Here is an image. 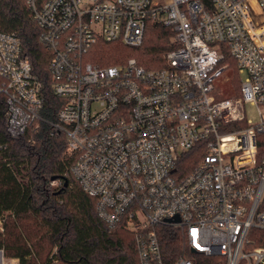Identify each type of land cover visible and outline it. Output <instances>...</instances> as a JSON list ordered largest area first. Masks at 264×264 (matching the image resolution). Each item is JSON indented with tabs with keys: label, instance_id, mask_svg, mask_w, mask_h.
<instances>
[{
	"label": "built area",
	"instance_id": "2783aa9c",
	"mask_svg": "<svg viewBox=\"0 0 264 264\" xmlns=\"http://www.w3.org/2000/svg\"><path fill=\"white\" fill-rule=\"evenodd\" d=\"M51 53L49 120L43 82L17 32L0 30V94L9 133L47 122L64 134L69 170L97 199L110 227L135 232L141 264H195L164 258L157 227L182 230L191 249L227 264H264V0H26ZM150 22L172 27L168 66L137 58L91 61L99 40L143 44ZM244 73L240 93L217 99L228 80L226 54ZM229 88L231 86H228ZM257 107L253 123L246 105ZM7 144L0 140V162ZM262 240L264 241V236ZM2 264H5L3 261Z\"/></svg>",
	"mask_w": 264,
	"mask_h": 264
},
{
	"label": "trees",
	"instance_id": "16d2710c",
	"mask_svg": "<svg viewBox=\"0 0 264 264\" xmlns=\"http://www.w3.org/2000/svg\"><path fill=\"white\" fill-rule=\"evenodd\" d=\"M0 30L19 34L23 55L44 85V114L49 120L57 119L62 100L51 89L52 55L39 39L41 30L26 0H0ZM174 37L172 27L150 22L141 46L99 40L91 61L107 66L135 57L147 69L163 68L168 66L167 53L177 46ZM224 62L229 65L228 85L222 96L237 95L242 79L236 60L227 52ZM7 107L0 94V140L7 144L0 162V249L4 256L19 264H141L135 232L125 223L108 226L98 215L97 199L71 174L66 136L53 134L47 122L12 136L7 128ZM258 145L262 160L264 130ZM157 229L167 262L185 257L195 264H227L223 255L193 251L182 230L166 225ZM251 235L254 246L264 245L263 230L252 229Z\"/></svg>",
	"mask_w": 264,
	"mask_h": 264
},
{
	"label": "rangeland",
	"instance_id": "374dc122",
	"mask_svg": "<svg viewBox=\"0 0 264 264\" xmlns=\"http://www.w3.org/2000/svg\"><path fill=\"white\" fill-rule=\"evenodd\" d=\"M239 76L241 79H243L245 77V74L239 73ZM224 79H225V77H222L221 79H217L215 81V89L211 92L213 95L216 96L217 99L223 98V96H222L223 88L226 85H228L227 81H225ZM230 88H232V86ZM229 92H233V91L230 89ZM246 113H247V117L253 123H256L260 120V115L258 113L257 107L250 104V103H248L246 105ZM55 184H57V183H55ZM1 224H2V220H0V226H1ZM0 260H3L5 262V264H19L18 260L15 258H7L4 256V258L1 259V256H0Z\"/></svg>",
	"mask_w": 264,
	"mask_h": 264
},
{
	"label": "water",
	"instance_id": "95a60500",
	"mask_svg": "<svg viewBox=\"0 0 264 264\" xmlns=\"http://www.w3.org/2000/svg\"><path fill=\"white\" fill-rule=\"evenodd\" d=\"M53 179H55V177ZM193 251H194V249H193ZM0 256H1V259H3V250H1V249H0ZM2 261L3 260H0V264L3 263Z\"/></svg>",
	"mask_w": 264,
	"mask_h": 264
},
{
	"label": "crops",
	"instance_id": "0c3cea01",
	"mask_svg": "<svg viewBox=\"0 0 264 264\" xmlns=\"http://www.w3.org/2000/svg\"><path fill=\"white\" fill-rule=\"evenodd\" d=\"M3 258H4V253H3Z\"/></svg>",
	"mask_w": 264,
	"mask_h": 264
}]
</instances>
